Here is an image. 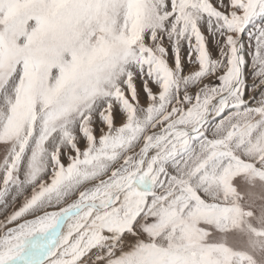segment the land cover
Listing matches in <instances>:
<instances>
[{"label":"snow or ice","instance_id":"obj_1","mask_svg":"<svg viewBox=\"0 0 264 264\" xmlns=\"http://www.w3.org/2000/svg\"><path fill=\"white\" fill-rule=\"evenodd\" d=\"M0 264H264V0H0Z\"/></svg>","mask_w":264,"mask_h":264}]
</instances>
